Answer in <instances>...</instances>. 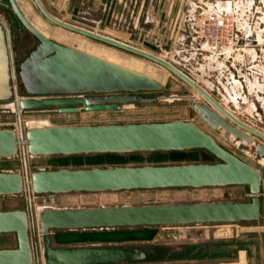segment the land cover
Masks as SVG:
<instances>
[{
    "label": "water",
    "instance_id": "water-1",
    "mask_svg": "<svg viewBox=\"0 0 264 264\" xmlns=\"http://www.w3.org/2000/svg\"><path fill=\"white\" fill-rule=\"evenodd\" d=\"M33 1L53 24L148 59L170 71L207 100L208 103H199L194 96L189 97L193 109L210 128L222 131L225 138L255 145L254 153L264 158V133L230 113L175 66L128 44L65 23L51 15L40 0ZM1 6L10 7L39 43L15 69L8 27L0 19V108L14 98L19 121V131L0 128V159L16 158L21 151L25 165L24 174L0 172V197L20 196L26 191L30 206L29 211L0 210V235L15 234L17 239L16 247L0 248V264H135L147 258L140 246H54L53 232L250 223L263 218L262 171L192 122L68 126L43 123L24 129L23 111L122 109L125 105L156 102L158 98L142 93L161 91L163 85L143 73L50 39L30 23L17 0H0ZM15 79L18 82H13ZM20 93L27 97H20ZM191 150H205L218 162L40 169L31 174L28 171V157ZM229 186L245 187L249 200L43 208L36 213L33 209V196L39 195ZM31 231L35 232L34 242Z\"/></svg>",
    "mask_w": 264,
    "mask_h": 264
},
{
    "label": "rangeland",
    "instance_id": "rangeland-1",
    "mask_svg": "<svg viewBox=\"0 0 264 264\" xmlns=\"http://www.w3.org/2000/svg\"><path fill=\"white\" fill-rule=\"evenodd\" d=\"M47 11L59 20L70 25L90 30L97 34L128 44L154 56H157L183 72L214 98V58L208 59V54L198 49L202 46L195 32L196 22L203 11L214 10L218 5L219 11H227L234 4L229 2L243 0H40ZM26 18L43 34L56 41L54 36L64 39L56 41L60 44L76 48L104 60L143 73L163 85L158 92H145V96L158 98L156 102L125 105L122 109L87 111L80 109L76 112H61L59 110H28L22 112L24 129L32 124L68 125H100L124 123H153L175 120L189 121L213 136L226 149L242 160L264 172L262 158L254 153L255 145H248L236 138H225L222 131H214L193 109L194 96L199 103H208L192 87L180 80L162 66L132 54L130 52L104 44L97 40L63 29L50 22L38 9L33 0H17ZM251 7L259 6L260 17H264V3L260 0H245ZM239 3V2H238ZM245 6V5H244ZM216 9V8H215ZM0 17L8 27L21 28V23L10 7L0 8ZM264 27V23H262ZM66 30V31H65ZM264 39V34H262ZM74 42V43H73ZM200 47V48H199ZM115 48V49H114ZM26 55L23 54L21 60ZM20 61V60H19ZM16 62V69L20 62ZM232 70L233 68H229ZM235 67V76L237 75ZM233 74V73H232ZM237 77V76H236ZM237 81V79H236ZM236 81H233L236 83ZM13 82H18L16 79ZM227 80L223 79L225 84ZM222 83V85H224ZM231 83H227L230 85ZM233 84L230 85L232 87ZM241 92L230 90L229 96L218 98L224 107L237 115L235 108L247 109L248 112L259 111L264 122V90L262 82L236 83ZM236 92V91H235ZM249 92L254 95L249 96ZM236 94H240L236 97ZM83 96V95H81ZM20 97L27 94L20 93ZM220 99V100H219ZM222 101V102H221ZM0 108V128H13L19 131L18 113L15 99L3 103ZM223 105V104H222ZM245 114V113H244ZM243 116V115H242ZM245 118V117H244ZM257 118V117H256ZM257 120V119H256ZM262 122L251 126L264 133ZM218 160L205 150L182 152H137L132 154H91L77 156L28 157V171L58 168H90L113 166H144V165H174L187 163H216ZM18 171L25 173L22 152L13 159H0V172ZM250 195L245 187L229 186L224 188H171L154 190H132L104 193H70L61 195L33 196V209L36 213L43 208L68 207H102L123 205H146L167 203H196L219 201H246ZM264 205V188L262 192ZM27 192L20 196L0 197V210L23 209L29 211ZM263 218L258 222H241L224 224L234 232L242 228L260 227ZM214 226V225H212ZM258 230V229H257ZM260 229L255 234L256 240L264 243V232ZM35 232L31 231L34 242ZM76 231H54V246H84L94 242L80 238ZM36 237L40 245L39 232ZM120 245L134 246L124 242ZM17 246L15 234H1L0 248ZM144 248H147L144 246ZM262 259V258H261ZM262 262L258 263L261 264ZM138 264V263H135Z\"/></svg>",
    "mask_w": 264,
    "mask_h": 264
},
{
    "label": "crops",
    "instance_id": "crops-1",
    "mask_svg": "<svg viewBox=\"0 0 264 264\" xmlns=\"http://www.w3.org/2000/svg\"><path fill=\"white\" fill-rule=\"evenodd\" d=\"M255 34L258 43L254 49L238 52L230 61L214 60L216 100L220 96H229L230 90H234V93L241 92L236 86L241 81L264 83V39L261 37L264 27L261 26V31L256 30ZM235 67L238 68L237 77ZM223 79L227 80L225 84ZM227 83L233 84L232 87L231 84L227 87ZM257 93H261L264 98V90ZM239 95L236 94V97ZM252 95L254 94L249 92V96ZM221 104L225 106L224 103ZM235 109L237 115L230 113L248 125L255 126L262 122L257 110L248 112L243 109L242 112L241 109ZM261 124L264 125V122ZM262 173L264 175L263 171ZM257 229L264 232V223L260 227L242 228L234 232L224 224H209L80 230L76 233L82 239L92 240L94 243L90 245H120L127 242L140 246L147 258L138 264H264V243L254 238Z\"/></svg>",
    "mask_w": 264,
    "mask_h": 264
},
{
    "label": "built area",
    "instance_id": "built-area-1",
    "mask_svg": "<svg viewBox=\"0 0 264 264\" xmlns=\"http://www.w3.org/2000/svg\"><path fill=\"white\" fill-rule=\"evenodd\" d=\"M264 3V0H260ZM239 2V3H238ZM229 10H206L196 22V34L202 46L198 51L208 54V59L230 61L238 52L254 49L258 43L255 31H261L264 17H260L259 6L238 1ZM245 5V6H244Z\"/></svg>",
    "mask_w": 264,
    "mask_h": 264
},
{
    "label": "flooded vegetation",
    "instance_id": "flooded-vegetation-1",
    "mask_svg": "<svg viewBox=\"0 0 264 264\" xmlns=\"http://www.w3.org/2000/svg\"><path fill=\"white\" fill-rule=\"evenodd\" d=\"M6 6H1L3 8ZM0 19L6 24L4 19ZM18 19V18H17ZM20 22V21H19ZM21 23V22H20ZM7 25V24H6ZM22 25V24H21ZM8 27V25H7ZM8 32L10 36V47L12 52V64L15 66L16 62H21L22 55L34 49L38 45V40L28 32L25 27L22 25L20 29L8 27Z\"/></svg>",
    "mask_w": 264,
    "mask_h": 264
},
{
    "label": "bare ground",
    "instance_id": "bare-ground-1",
    "mask_svg": "<svg viewBox=\"0 0 264 264\" xmlns=\"http://www.w3.org/2000/svg\"><path fill=\"white\" fill-rule=\"evenodd\" d=\"M66 31V30H65ZM47 36V35H46ZM54 38L56 39V41L58 40V41H64V39L63 38H61V37H58V36H54ZM74 43V42H73ZM115 49V48H114ZM228 110V109H227ZM229 111V110H228ZM230 112V111H229ZM263 164H264V162H263Z\"/></svg>",
    "mask_w": 264,
    "mask_h": 264
},
{
    "label": "trees",
    "instance_id": "trees-1",
    "mask_svg": "<svg viewBox=\"0 0 264 264\" xmlns=\"http://www.w3.org/2000/svg\"><path fill=\"white\" fill-rule=\"evenodd\" d=\"M108 155V154H107ZM214 157V156H213Z\"/></svg>",
    "mask_w": 264,
    "mask_h": 264
}]
</instances>
